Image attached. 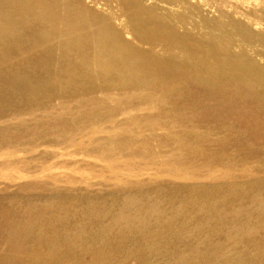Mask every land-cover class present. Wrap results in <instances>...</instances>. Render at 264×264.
Here are the masks:
<instances>
[{"label":"rangeland","instance_id":"374dc122","mask_svg":"<svg viewBox=\"0 0 264 264\" xmlns=\"http://www.w3.org/2000/svg\"><path fill=\"white\" fill-rule=\"evenodd\" d=\"M81 2L126 10L117 25L152 12L264 75V0ZM13 73L0 64V264H264L262 84L98 79L46 98Z\"/></svg>","mask_w":264,"mask_h":264},{"label":"bare ground","instance_id":"6f19581e","mask_svg":"<svg viewBox=\"0 0 264 264\" xmlns=\"http://www.w3.org/2000/svg\"><path fill=\"white\" fill-rule=\"evenodd\" d=\"M125 11L112 16L87 7L81 0H0V64L11 63L14 73L29 69L33 74L27 75L28 82L45 84L39 95L46 98L65 91L76 95L81 84L98 79L114 80L109 90L144 79L151 83L168 79L171 83L197 81L224 86L256 81L263 88L256 95L264 97V75L252 62L235 56L229 59L233 62L226 58L218 61L216 56L211 59L210 53L199 50L207 47L200 42H196L199 49H189L188 36H180L168 21L156 23L152 12L138 8L126 12L122 25H117L115 21ZM128 26L137 32L140 43L124 38L122 31ZM141 42L149 43L150 51L141 49ZM222 43L225 52L229 41ZM157 47L162 52L156 51ZM24 85L30 88L28 83ZM30 92L31 98L34 93Z\"/></svg>","mask_w":264,"mask_h":264}]
</instances>
